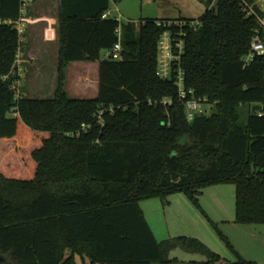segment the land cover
<instances>
[{
	"label": "trees",
	"instance_id": "obj_1",
	"mask_svg": "<svg viewBox=\"0 0 264 264\" xmlns=\"http://www.w3.org/2000/svg\"><path fill=\"white\" fill-rule=\"evenodd\" d=\"M120 1H59L54 97L28 100L16 93L23 2L0 0V264H175L188 240L159 243L140 203L184 194L200 209L217 184L235 186L236 224L264 225V57L243 63L253 2L208 0L197 20L103 19ZM165 33L178 58L169 79L157 63ZM118 42L120 58L103 59ZM83 62L99 63L95 99L65 91L69 64ZM191 100L216 112L188 121Z\"/></svg>",
	"mask_w": 264,
	"mask_h": 264
},
{
	"label": "rangeland",
	"instance_id": "obj_2",
	"mask_svg": "<svg viewBox=\"0 0 264 264\" xmlns=\"http://www.w3.org/2000/svg\"><path fill=\"white\" fill-rule=\"evenodd\" d=\"M208 0H121L111 3V18L120 23H139L145 19L197 20L205 12ZM29 8L30 11H27ZM35 18L19 25L22 49L17 61L19 82L18 97L28 100H51L57 83L58 42L52 39L58 15L57 2L35 0L26 6V14ZM24 14V15H26ZM27 16V15H26ZM50 18V26L43 18ZM33 22V23H32ZM53 27H52V26ZM46 30L45 36L42 32ZM48 31L50 34H48ZM105 53H102V58ZM65 91L69 98L95 99L98 92V67L95 63H71L66 70ZM202 102L200 101V104ZM201 114L210 116L215 106H200ZM245 110L241 114L245 115ZM235 186L217 184L205 188L199 197L197 208L184 194L161 199L144 200L140 203L155 239L161 243L186 238L188 242L169 255L175 264H206L208 257L198 251L189 240H196L208 251L220 257L218 264H235V252L251 264H264V225H238L235 223ZM204 213V214H203ZM219 232L226 238L229 248ZM188 249V250H186ZM77 264H90L89 260L76 258Z\"/></svg>",
	"mask_w": 264,
	"mask_h": 264
},
{
	"label": "built area",
	"instance_id": "obj_3",
	"mask_svg": "<svg viewBox=\"0 0 264 264\" xmlns=\"http://www.w3.org/2000/svg\"><path fill=\"white\" fill-rule=\"evenodd\" d=\"M253 3L248 5L244 1L245 12L248 16L255 17L258 23V29L256 30L254 39L251 43L250 54L243 59L245 66H249L255 57H264V0H251ZM23 2V15L26 14V6L32 4L34 0H22ZM255 7L259 9L260 14L255 11ZM110 17V13L107 12L103 15V19ZM21 21L17 23V28ZM18 31L21 35V30ZM118 37L120 38V33L118 32ZM178 50L181 49L179 44L176 45ZM122 52V47L120 42H118L111 51H108L103 56V59L118 60L120 58V53ZM176 55L173 53V46L168 33L163 34L158 43V72L162 79H169L171 77V64L173 61H177ZM182 98H184V92H181ZM200 102L191 100L186 103V113L188 121H192L195 114H201ZM17 117V114H14Z\"/></svg>",
	"mask_w": 264,
	"mask_h": 264
},
{
	"label": "crops",
	"instance_id": "obj_4",
	"mask_svg": "<svg viewBox=\"0 0 264 264\" xmlns=\"http://www.w3.org/2000/svg\"><path fill=\"white\" fill-rule=\"evenodd\" d=\"M35 1V0H34ZM40 1H44V2H50L51 0H40ZM59 1L60 0H56V2H57V12H58V6H59ZM111 6V5H110ZM27 11H30L29 10V8H27ZM111 11V9L108 11L109 13H110V17H111V15H112V13L110 12ZM27 15V16H26ZM26 15H24L23 16V19H22V21H21V23H20V25H25V24H27V23H29V22H31V20L33 19V18H35L33 15H31V14H29L28 15V12H27V14ZM42 22H44V24H46V26L47 27H49L50 26V18H48V17H45V18H43V21ZM33 23V22H32ZM52 26V25H51ZM54 27H55V29H54V33L52 34H50V32L48 31V34H50L51 36H52V39L55 41V42H58V15H57V18H56V22H55V24L53 25ZM52 26V27H53ZM45 32H46V30H44L43 32H42V35H44L45 36ZM21 42L23 43V40L21 39ZM19 58V57H18ZM96 64V66L99 68V63L97 62V63H95ZM147 221V220H146ZM154 234V233H153ZM155 237V236H154Z\"/></svg>",
	"mask_w": 264,
	"mask_h": 264
},
{
	"label": "water",
	"instance_id": "obj_5",
	"mask_svg": "<svg viewBox=\"0 0 264 264\" xmlns=\"http://www.w3.org/2000/svg\"><path fill=\"white\" fill-rule=\"evenodd\" d=\"M258 109H259V107L254 108L253 112L256 111V110H258Z\"/></svg>",
	"mask_w": 264,
	"mask_h": 264
}]
</instances>
